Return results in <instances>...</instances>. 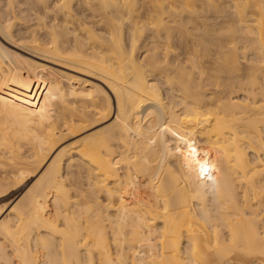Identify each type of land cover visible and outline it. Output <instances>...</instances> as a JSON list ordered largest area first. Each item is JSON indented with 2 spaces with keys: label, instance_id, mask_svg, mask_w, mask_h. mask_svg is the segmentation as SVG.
<instances>
[{
  "label": "bare ground",
  "instance_id": "6f19581e",
  "mask_svg": "<svg viewBox=\"0 0 264 264\" xmlns=\"http://www.w3.org/2000/svg\"><path fill=\"white\" fill-rule=\"evenodd\" d=\"M168 1L76 52L38 30L66 0H0V264H264V0Z\"/></svg>",
  "mask_w": 264,
  "mask_h": 264
},
{
  "label": "rangeland",
  "instance_id": "374dc122",
  "mask_svg": "<svg viewBox=\"0 0 264 264\" xmlns=\"http://www.w3.org/2000/svg\"><path fill=\"white\" fill-rule=\"evenodd\" d=\"M167 1L166 0H115V2L121 5V9L119 11L113 12L114 7L113 9H111L112 5H110V7L106 6L101 0H66V2L62 4L61 9L59 10L60 14L57 16V18L63 19L61 25L57 26L56 24H54L53 20L52 21L50 20L49 21L50 25L48 28L46 27L47 29L42 27L41 24L38 27V30H40L39 31L40 34L43 35H46V30L49 31V36L47 37L48 34L46 35L47 40L50 39V41L52 40L54 43L57 44L62 43L64 47L72 46L73 48L72 50L76 52L85 51L88 47H91V49H96V48L98 49V46L100 47L101 44L105 43V35L103 34L105 31H102V29H104L103 26H105L106 24L113 27L114 29L119 28L121 25L123 26L125 25V27H127V25H130L132 27L135 28L137 27L139 29L147 28L151 25H154L156 28L161 27L162 23L157 19V16L161 15L163 12L164 13L167 11L171 12L173 9L182 7V6H176L178 4H175L176 3L175 1H174L175 3L168 1L169 3H174V4H170L171 7L169 8L168 6L169 3ZM187 8L190 11L188 15H190L191 17L200 16L201 14L206 13L207 10L205 5H201L199 3L189 5L187 6ZM111 11L113 13H111ZM57 13L58 12L54 10V13H52V15H55ZM110 13L111 15L114 14V20L108 22L107 21L109 19L108 15H110ZM22 16L26 19L30 18V13L26 11L24 14H22ZM22 21L28 23V21H26L25 19H22ZM32 22L34 23L35 20H32ZM85 27L91 28L92 34L90 35L87 34L86 31L84 30ZM89 39L93 40V43L90 42ZM173 40L174 39H172L171 41L173 42V44L171 43V47L177 53L178 51H180L179 45L181 44L178 40H177L178 43L177 42L175 43L176 39L175 41ZM146 47L147 45H144V42H140L139 48L137 49V52H139L138 55H140L143 51H146ZM208 47L209 46L206 45L202 48V50L206 51ZM164 59L165 57L163 54L153 55L151 56L150 59H148V63H147L148 67L158 70L159 72L162 71L163 75L168 74L169 79L172 80L177 87L182 88L185 86L186 91L184 92L183 90H181L180 95L176 96V99L178 101L180 102L186 100L199 101L201 104H204L205 95H203L202 92V88H201L202 80L199 79L198 68L195 66L194 71H192L191 69L174 71L170 65H165ZM204 76H207V73ZM218 88L220 90L219 93H221V91L224 89V85H220ZM242 93H243L242 91L238 92V94H242ZM215 94L218 93H213L211 95H215ZM224 94L226 93H223L222 95ZM257 98H262V97L260 94H258ZM70 141L71 140H69L68 142ZM262 156L264 157L263 153ZM261 163L262 164H259L260 166L259 169H257L258 176H264V164H263L264 162ZM12 196L13 194L6 196L7 198L6 197L0 198V205H3L5 202H8V200H11ZM5 214L6 212L4 213V215ZM247 216H251V215L249 214Z\"/></svg>",
  "mask_w": 264,
  "mask_h": 264
}]
</instances>
